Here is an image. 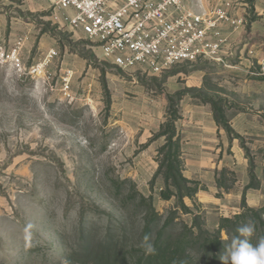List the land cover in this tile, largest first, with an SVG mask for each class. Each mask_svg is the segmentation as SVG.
Instances as JSON below:
<instances>
[{"label": "rangeland", "instance_id": "obj_1", "mask_svg": "<svg viewBox=\"0 0 264 264\" xmlns=\"http://www.w3.org/2000/svg\"><path fill=\"white\" fill-rule=\"evenodd\" d=\"M8 1L15 2L0 0V14L9 11L3 9ZM81 46L78 51L100 75L92 90L88 82L74 94L69 83V90L61 91L47 68L20 77L10 65H0V264H107L75 254L81 235L94 226L97 233L91 236L97 242L110 224L117 234L126 219L132 232L125 264H159L141 246V208L129 202L137 194L150 197L165 216L179 206L161 199L171 182L166 170L159 173V77L102 60L84 36ZM140 91L148 98V134L132 136L114 124V107L126 100L125 121L138 125L144 119ZM253 161L250 167L264 178V158ZM260 196L264 191L255 193L254 201ZM234 202L205 208L191 201L189 213L179 209L176 222L190 223L197 215L214 232L222 217L245 212ZM249 205L264 209V201Z\"/></svg>", "mask_w": 264, "mask_h": 264}, {"label": "crops", "instance_id": "obj_2", "mask_svg": "<svg viewBox=\"0 0 264 264\" xmlns=\"http://www.w3.org/2000/svg\"><path fill=\"white\" fill-rule=\"evenodd\" d=\"M183 2L204 14L205 20L230 3L229 14L236 24H219V35L213 38L220 45L215 56L177 65L159 77V159L174 153L183 177L197 189L186 204L193 201L206 208L235 201L255 206L264 201V196L254 201L255 193L264 191V178L250 167L253 159L264 158V0ZM3 9L9 11L0 14V27L9 46L23 41L26 64L47 59L49 76L61 91L64 81L73 94L88 82L90 90L97 87L100 75L78 51L84 35L63 23L73 10H54L43 0L8 1ZM70 44L77 49H69ZM51 51L56 55L48 58ZM147 99L144 93V119L138 125L125 121L126 100L114 107V124L120 123L132 136L147 135ZM171 107L176 111L173 120Z\"/></svg>", "mask_w": 264, "mask_h": 264}, {"label": "built area", "instance_id": "obj_3", "mask_svg": "<svg viewBox=\"0 0 264 264\" xmlns=\"http://www.w3.org/2000/svg\"><path fill=\"white\" fill-rule=\"evenodd\" d=\"M22 2L24 0H14ZM54 10L71 9L63 23L81 32L86 40L101 51V59L130 71L139 69L161 77L180 64H192L203 57L215 56L219 43V24L230 22L232 5L226 3L213 12V17L196 13L183 0H43ZM23 41L9 46L0 27V65H10L20 77L41 75L48 66L41 63L26 66L22 57ZM56 55L51 51L48 58ZM69 90L64 81V91Z\"/></svg>", "mask_w": 264, "mask_h": 264}, {"label": "trees", "instance_id": "obj_4", "mask_svg": "<svg viewBox=\"0 0 264 264\" xmlns=\"http://www.w3.org/2000/svg\"><path fill=\"white\" fill-rule=\"evenodd\" d=\"M172 108L170 110L171 120L176 118V111ZM166 128L170 131V125H167ZM162 170H166V182L170 181L171 184L165 188V191L162 190L161 199L164 201L175 200L179 202L178 207L165 216L157 212L150 197L137 194L132 200L129 199V202H133L132 208L135 210L141 208L142 212L138 231L139 241H143L145 235L151 237L155 251L149 256L159 258V264H223L220 255L223 253L225 245L234 235H239L236 229L250 220L256 223V232L252 243L256 244L260 238H264V209L262 211L253 210L245 203L243 204L244 213L233 217H222L214 232L206 229L200 216L197 215H193L190 223L182 221L177 223L179 209L189 213L190 209L186 205L185 199H192L197 189L189 186L190 182L183 177L180 162L174 153L167 152L161 159L160 174ZM129 222L130 220L126 219L119 224V231L114 235L110 224L97 242L93 241L91 236L93 233H97L96 227L93 226L83 231L75 254L86 253L91 260L98 261V263L125 264L128 254L126 253L127 241L132 232ZM178 224L179 228H177ZM224 233L226 239L223 237ZM100 253H102V257H100Z\"/></svg>", "mask_w": 264, "mask_h": 264}, {"label": "clouds", "instance_id": "obj_5", "mask_svg": "<svg viewBox=\"0 0 264 264\" xmlns=\"http://www.w3.org/2000/svg\"><path fill=\"white\" fill-rule=\"evenodd\" d=\"M32 225H28L25 231L28 232ZM239 235H234L230 242L225 245L220 259L223 264H264V238H260L256 244L252 238L256 232L255 221H248L236 229ZM141 246L145 253L151 254L155 251L151 237L145 235Z\"/></svg>", "mask_w": 264, "mask_h": 264}]
</instances>
